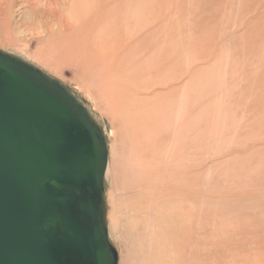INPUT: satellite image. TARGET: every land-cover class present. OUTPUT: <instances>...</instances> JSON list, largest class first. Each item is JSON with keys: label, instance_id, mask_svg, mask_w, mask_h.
Masks as SVG:
<instances>
[{"label": "rangeland", "instance_id": "1", "mask_svg": "<svg viewBox=\"0 0 264 264\" xmlns=\"http://www.w3.org/2000/svg\"><path fill=\"white\" fill-rule=\"evenodd\" d=\"M33 2L48 4L0 0V50L62 83L103 129L119 264H264V0H120V29L145 36L131 42L143 108L130 126L47 50Z\"/></svg>", "mask_w": 264, "mask_h": 264}, {"label": "water", "instance_id": "2", "mask_svg": "<svg viewBox=\"0 0 264 264\" xmlns=\"http://www.w3.org/2000/svg\"><path fill=\"white\" fill-rule=\"evenodd\" d=\"M108 146L84 104L0 50V264H119Z\"/></svg>", "mask_w": 264, "mask_h": 264}, {"label": "bare ground", "instance_id": "3", "mask_svg": "<svg viewBox=\"0 0 264 264\" xmlns=\"http://www.w3.org/2000/svg\"><path fill=\"white\" fill-rule=\"evenodd\" d=\"M46 1L47 5L33 2L26 12L32 27L46 32L47 50L62 64L75 67L81 86L95 93L97 103L115 116L119 126L137 123L139 120L131 115L143 108V101L134 85L139 74L131 67L130 59L140 51L131 42L145 36L120 29L117 11L120 0H90L85 4L81 0ZM82 13L87 15L82 21L69 18ZM105 198L108 223L111 209L107 190Z\"/></svg>", "mask_w": 264, "mask_h": 264}]
</instances>
